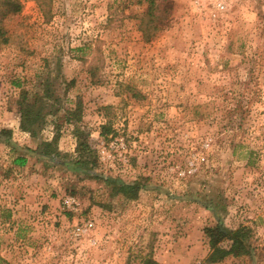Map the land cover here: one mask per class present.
<instances>
[{
  "label": "rangeland",
  "instance_id": "rangeland-1",
  "mask_svg": "<svg viewBox=\"0 0 264 264\" xmlns=\"http://www.w3.org/2000/svg\"><path fill=\"white\" fill-rule=\"evenodd\" d=\"M149 259L264 264V0H0V264Z\"/></svg>",
  "mask_w": 264,
  "mask_h": 264
},
{
  "label": "trees",
  "instance_id": "trees-1",
  "mask_svg": "<svg viewBox=\"0 0 264 264\" xmlns=\"http://www.w3.org/2000/svg\"><path fill=\"white\" fill-rule=\"evenodd\" d=\"M153 4V1L151 2ZM25 103V102H24ZM20 128L24 131L36 132L37 121L40 117V113L36 110L34 104H30L26 102V104L20 107ZM39 116V117H38ZM2 134H6L10 136L11 131L7 129H3L1 131ZM101 135L105 136L109 133L107 126L103 125L101 129ZM78 153H79V162L80 164H95L96 158L94 156L93 150H91V146L87 135L78 129ZM47 147L51 146V142L44 143ZM49 152L45 151V155ZM15 162L20 165H24L27 162L26 156H18L15 159ZM139 186L134 184H121L119 189L123 191L124 194L128 195H136ZM205 234L209 237V243L212 249L208 261L210 263L220 261L225 257L233 254H247L249 253V248L246 245L245 240L249 237L250 229L246 226H240L235 230H227L223 224H217L215 226H208L205 228ZM226 240H230L231 244L229 248L221 245ZM147 264H158L154 260H147Z\"/></svg>",
  "mask_w": 264,
  "mask_h": 264
},
{
  "label": "built area",
  "instance_id": "built-area-1",
  "mask_svg": "<svg viewBox=\"0 0 264 264\" xmlns=\"http://www.w3.org/2000/svg\"><path fill=\"white\" fill-rule=\"evenodd\" d=\"M78 231H81V228L80 227L78 228Z\"/></svg>",
  "mask_w": 264,
  "mask_h": 264
},
{
  "label": "crops",
  "instance_id": "crops-1",
  "mask_svg": "<svg viewBox=\"0 0 264 264\" xmlns=\"http://www.w3.org/2000/svg\"><path fill=\"white\" fill-rule=\"evenodd\" d=\"M16 124H17L18 126L20 125V123H19V122H17Z\"/></svg>",
  "mask_w": 264,
  "mask_h": 264
}]
</instances>
